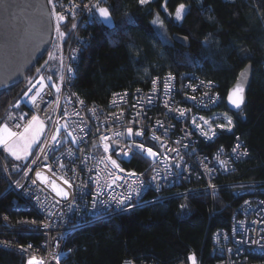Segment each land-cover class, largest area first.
<instances>
[{"label": "built area", "instance_id": "built-area-1", "mask_svg": "<svg viewBox=\"0 0 264 264\" xmlns=\"http://www.w3.org/2000/svg\"><path fill=\"white\" fill-rule=\"evenodd\" d=\"M96 3H49L53 43L57 41L60 47V64L57 71L50 73V82L37 83L41 76L26 87L27 95L23 94L17 104L25 111L10 114L5 122L11 131L21 133L32 116H38L47 123L40 145L45 152L38 151L35 163L26 169L20 165L4 167L6 173L22 174L23 179L17 188L10 184L16 197L11 214L3 216L0 247L19 255L23 264L32 257L44 264H61L67 237L87 224L185 194L206 193L214 198L221 188L227 187L239 203L230 228L213 234L211 261L204 262L192 253L172 264H192L189 257L193 255L196 264H264V182L216 184L219 177L233 174L249 155L239 136L229 146L215 145L221 137L234 133L232 119L213 112L221 103L217 84L194 72L180 77L167 74L153 78L149 89L114 93L106 106L88 105L74 90V69L89 47L91 38L86 30L93 21ZM54 12L65 16L60 23L65 33L62 40L57 38ZM69 22L72 24L65 32ZM33 96H37L35 105ZM129 128L133 130L131 136ZM137 131L142 135H135ZM105 144L109 146L107 152ZM141 144L144 150L138 147ZM148 148L156 155L148 156ZM107 157L116 160L124 171L114 168ZM134 157L143 159L147 168L142 172L128 168ZM37 172L47 180L38 179ZM53 182L68 193L67 198L57 195ZM182 186H187L185 191L165 194ZM129 196L131 199L124 205L117 203ZM125 261L161 264L131 258Z\"/></svg>", "mask_w": 264, "mask_h": 264}, {"label": "trees", "instance_id": "trees-1", "mask_svg": "<svg viewBox=\"0 0 264 264\" xmlns=\"http://www.w3.org/2000/svg\"><path fill=\"white\" fill-rule=\"evenodd\" d=\"M181 4L187 11L177 22L175 12ZM99 5L109 9L112 24L104 23L95 8L86 30L89 47L74 69L76 93L88 105L106 106L118 91L145 90L155 77L194 72L217 84L221 103L213 112L224 113L233 122L234 133L215 145L229 146L239 136L249 150L235 172L219 177L216 184L264 182V0H151L145 5L139 0H99ZM157 16L163 22L160 26L153 23ZM43 62L44 58L39 66ZM248 64L253 66V80L247 104L235 113L226 98ZM36 77L35 69L29 71L26 83L0 97V126ZM24 111L20 108L17 114ZM14 164L26 169L29 163L0 149V229L16 197L10 184L17 188L23 179L22 174L6 173L4 167ZM128 168L142 172L147 163L134 157ZM238 203L232 189L224 187L214 198L185 194L87 224L69 234L60 263L123 264L131 258L172 264L192 253L210 262L213 234L230 228ZM0 264H23V259L0 247Z\"/></svg>", "mask_w": 264, "mask_h": 264}, {"label": "water", "instance_id": "water-1", "mask_svg": "<svg viewBox=\"0 0 264 264\" xmlns=\"http://www.w3.org/2000/svg\"><path fill=\"white\" fill-rule=\"evenodd\" d=\"M54 23L48 0H0V97L26 83L27 73L38 67L50 51ZM253 80V66L248 64L239 73L229 90L226 105L232 112H241ZM243 91L235 92L237 88ZM242 95L237 108L229 99Z\"/></svg>", "mask_w": 264, "mask_h": 264}, {"label": "snow or ice", "instance_id": "snow-or-ice-1", "mask_svg": "<svg viewBox=\"0 0 264 264\" xmlns=\"http://www.w3.org/2000/svg\"><path fill=\"white\" fill-rule=\"evenodd\" d=\"M48 2L51 4V3H53V0H48ZM150 2H151V0H139V3L141 5H145V4H148ZM53 7H55L54 4H53ZM85 7H87V5H85ZM95 7L97 8V10L99 12L100 17H102L104 21H110L111 20V12L109 11V9L107 7L100 6L99 0H97ZM184 10H185V6L183 4H181L176 9L175 18L177 20L183 19ZM53 15L55 16V20H56L57 38H58V40H62L65 36V33L61 31L60 23H61V21H63L65 19V16L63 14L57 13V12H54ZM153 23L154 24L159 23L161 25L163 24V22L159 20V16H157V18L155 20H153ZM73 28H75V24H73ZM54 59H57V57H55L52 53H49V60H54ZM47 63H48V61H45V64H47ZM36 71L40 72V69L38 68V69H36ZM69 71H71V69H69ZM48 79H51V77H48ZM43 80H44V77H41L40 80L37 81V83L42 84ZM61 80H63V77H61ZM155 83L156 82L153 81L154 85H155ZM33 87H35V85H33ZM31 90L32 89H29V91H31ZM59 91H60V89L57 86V92H59ZM234 91L242 93L243 90L238 87ZM25 95H27V93H25ZM38 95H39V90H37V96ZM37 96L31 97L32 103L34 105L36 103ZM229 99L237 108H240L241 104L244 102L242 95H237L235 99H233V96L230 95ZM81 103H83V101H81ZM181 115H183V112H181ZM228 123L230 125L231 120H229ZM16 127H20V125L17 124ZM43 128H44V122L42 120H40V118L38 116H35V115H33L31 120L28 121L27 125L24 128L23 133L11 131L7 125L0 126V145H3L5 151L9 152L17 160L27 159L28 155L31 154V150L33 148V145H36V147L39 148V151L41 153H43V152H45V148L40 147V142H39V137L43 132ZM127 132H128L129 136L133 135V130L131 128H129L127 130ZM203 134L207 135V133H203ZM135 135L140 136V135H142V133L137 131L135 133ZM52 139L55 140L56 136H53ZM153 139H158V138L154 136ZM138 147L141 150H144V146L142 144L138 145ZM238 147H239V145H237V148ZM104 150L106 152L109 150V146L107 144L104 145ZM233 151H236V149L234 148ZM146 154L148 156H155L156 155V153H154L151 148L146 149ZM243 154L246 155L247 153L245 152ZM124 155H128V153L125 152ZM106 160L109 161L114 168H117L120 171H124V169L120 168V166L116 162V160L112 159L111 157H107ZM33 163H35V161H33ZM110 175H111V173H110ZM129 175H136V173H129ZM36 176L38 179H40L42 181L47 180V178L42 176V174L40 172H37ZM153 179H155V177H153ZM33 183H35V181H33ZM65 183H67V181H65ZM51 186H52L53 190L57 192V195H61L64 198H67L68 193L66 191L59 189L55 185L54 182L52 183ZM130 199H131V197L129 196V197L120 199L119 201H117V203L124 205L126 203V201L130 200ZM183 207H185V206L181 205V208H183ZM33 223H35V221H33ZM29 247H31V245H29ZM189 259L192 261V264H196V258L194 255L189 257ZM28 264H44V262H43V260H37L35 257H32L31 259H29ZM124 264H132V262L131 261H125Z\"/></svg>", "mask_w": 264, "mask_h": 264}, {"label": "rangeland", "instance_id": "rangeland-1", "mask_svg": "<svg viewBox=\"0 0 264 264\" xmlns=\"http://www.w3.org/2000/svg\"><path fill=\"white\" fill-rule=\"evenodd\" d=\"M186 11H187V8L185 7V10H184V14H183V16L185 15V13H186ZM182 20V19H181ZM181 20H177L176 18H175V21H177V22H180ZM157 26H160L159 25V23H157ZM160 30H161V27L159 28ZM160 33H164L163 31H159ZM59 49H60V47H59V45H58V42L56 41V42H54L53 44H52V47H51V49H50V51L48 52V54H47V56L44 58V62H43V64L41 65V66H39L38 65V67L37 68H35V75H37V77L38 78H40L41 76H43L44 77V80H43V82H42V85L45 83V82H50L51 81V79H48V77H50V73H54V71H57V68H58V66H59V64H60V60H61V57H60V51H59ZM49 53H52L55 57H57V59H54V60H49ZM45 61H48V63L47 64H45ZM43 66V67H42ZM57 67V68H56ZM40 69V72H37L36 71V69ZM36 77V78H37ZM35 78V79H36ZM37 78V79H38ZM31 83H29L27 86H29ZM26 86V87H27ZM25 91H26V89H25ZM25 91L23 92V94H25ZM22 94V95H23ZM20 100V99H19ZM17 104H19V101L13 106V108H12V112H10V113H12V114H17V112H18V109H19V107H17ZM10 116V115H9ZM8 116V117H9ZM7 120V119H6ZM6 122V121H5ZM5 125V123L4 124H2V126H4ZM44 125H45V129H44V132L42 133V135H40L41 137H40V140H39V142H40V145H41V140L44 138V136H45V134H46V131H47V123H44ZM23 132H24V130H23ZM23 132H21V133H23ZM0 149H3V150H5L4 148H1L0 147ZM38 151H39V148L38 147H36V145H33V148H32V150H31V154H29L28 155V157H27V159H22V160H18V161H23V162H28L29 164H28V166L31 164V163H33V161H35L36 160V157H37V154H38ZM8 154V153H7ZM11 155V154H10ZM12 156V155H11ZM12 157H14V156H12ZM15 158V157H14ZM15 160H17L16 158H15ZM14 165H18V164H14ZM27 166V167H28ZM57 186V185H56ZM58 187V186H57ZM59 188V187H58Z\"/></svg>", "mask_w": 264, "mask_h": 264}, {"label": "crops", "instance_id": "crops-1", "mask_svg": "<svg viewBox=\"0 0 264 264\" xmlns=\"http://www.w3.org/2000/svg\"><path fill=\"white\" fill-rule=\"evenodd\" d=\"M98 15H99V12H98ZM99 17H100V15H99ZM100 19L104 22V23H106L107 25H111L112 24V19L110 20V21H104L103 20V18L102 17H100ZM44 129H45V125H44V128H43V132H44ZM42 132V133H43ZM42 135V134H41ZM41 137V136H40ZM40 137H39V140H40ZM0 147L1 148H4L3 147V145H0ZM7 152V151H6ZM9 155H10V153L9 152H7ZM11 156V155H10ZM12 157V156H11ZM13 159H15L14 157H12Z\"/></svg>", "mask_w": 264, "mask_h": 264}]
</instances>
